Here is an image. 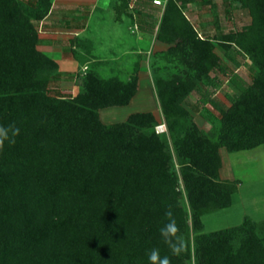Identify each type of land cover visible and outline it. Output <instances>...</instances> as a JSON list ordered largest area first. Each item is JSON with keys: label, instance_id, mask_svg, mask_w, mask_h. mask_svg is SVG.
<instances>
[{"label": "trees", "instance_id": "16d2710c", "mask_svg": "<svg viewBox=\"0 0 264 264\" xmlns=\"http://www.w3.org/2000/svg\"><path fill=\"white\" fill-rule=\"evenodd\" d=\"M113 1L118 14L125 12L127 0ZM243 1L256 9L243 35L244 41L252 35L256 55L251 83L215 64L211 44L197 38L178 0L167 1L155 36L181 42L187 64L165 75L153 70L164 133L155 131L152 111L100 120V109L130 102L136 67L123 79L92 64L79 74L73 95H50L58 63L37 48L31 19L41 20L51 0H0V129L6 133L0 135V264H152V249L169 264H188L192 256L195 264H264L257 220L245 216L211 231L202 221L204 213L232 203L239 182L219 176V148L264 144V5ZM219 74L237 89L224 94L227 107L213 96ZM193 91L197 105L222 111L214 134L199 128L184 106ZM169 223L176 231L165 240L161 229ZM180 241L183 249L175 253L172 245Z\"/></svg>", "mask_w": 264, "mask_h": 264}, {"label": "rangeland", "instance_id": "374dc122", "mask_svg": "<svg viewBox=\"0 0 264 264\" xmlns=\"http://www.w3.org/2000/svg\"><path fill=\"white\" fill-rule=\"evenodd\" d=\"M20 1L25 2L26 0ZM66 1L64 3L58 0L57 5L56 2L54 3L52 20L48 21L49 24H52V28L49 30L44 27L45 21L42 23L38 19L31 20L36 23L38 33L40 30V32L52 34L53 39H55L54 46L58 42H63L61 45L68 49L67 35L70 34V31L60 29L66 27L63 22L64 17L69 18L73 23L88 24L87 16L89 13L85 8H77V0ZM178 3L182 14L192 24L197 38L211 44L212 51L216 55L215 64H224L230 70L239 74L247 83H251L253 75L258 72V67L255 60L254 44L251 42L252 35H248L250 36L248 41H244L243 35L248 34L249 27L254 25L256 19L254 17L256 12L255 3L247 5L243 0H178ZM262 3L261 5H264V0ZM168 9L166 10V16H168V12H171ZM162 11L163 9L160 6H150L148 3H143L142 0H127V8L125 9L127 33L121 25L120 27L114 23L113 15L102 16L101 13H98L94 17L95 20L91 22L95 36L91 34L89 25L83 30L81 35L86 37L89 34L94 40L93 44H86L89 48L88 53H91L86 56L88 57L86 63L89 67L94 63L100 74L105 76L115 74L113 71L115 67L112 64L116 65V63H108L109 58L118 55L123 61L129 60L128 62L132 63L135 58H138V55L134 56V54H139L143 62L144 72H146V74L141 75L139 88H137V92L129 104L109 106L99 110V117L102 122L123 121L128 114L135 111H152L157 121L164 123L153 83V70L158 72V75L170 73L168 69L174 73L177 70L185 69L187 62L178 49L181 42H177L178 45H175L174 42L158 40L155 36ZM262 12H264V7ZM262 17H264V13ZM260 21L263 24L264 18H261ZM150 28L153 33L148 31ZM109 34L115 40L110 38ZM138 34H140V39L137 40L136 45L134 40ZM240 40L241 45L238 42ZM173 47L175 48L171 49ZM138 49H140V53H136ZM225 49L235 58V61L225 55ZM238 49L242 50L243 53H239ZM79 58V64L81 63L79 72L81 73L84 72L85 67L82 66L84 63H82L84 61L83 57ZM130 69V64L129 67L124 65L117 73L125 79ZM214 73L215 70L211 72V74ZM78 74L73 81L62 82L60 76L50 80L48 82L49 94L73 95L77 90ZM218 78L219 84L213 96L222 102L224 107H227L230 102L224 94L233 93L237 89L227 80L226 76L219 74ZM197 96L194 91L190 93L187 96L186 103L184 102V106L188 110L192 121L199 128L214 134L219 126L222 111L210 103L205 106L197 105L195 102ZM167 139L170 141L169 135H167ZM220 149L222 175L229 178L235 177V180L239 181V185L229 206L210 210L202 215L203 230L211 231L234 226L241 223L245 216H249L257 220L256 233L262 236L264 234V223L260 220L264 219V144L252 149L233 152L227 151L224 147ZM175 168L178 167L175 166ZM188 264H195L193 256L188 260Z\"/></svg>", "mask_w": 264, "mask_h": 264}, {"label": "crops", "instance_id": "0c3cea01", "mask_svg": "<svg viewBox=\"0 0 264 264\" xmlns=\"http://www.w3.org/2000/svg\"><path fill=\"white\" fill-rule=\"evenodd\" d=\"M60 1H63L64 3L67 2L66 0H60ZM55 2L57 5L58 0H51V6H50L48 13L40 20V22H42V23L44 21L46 22V24H44V27H45V29H48V30L50 28H52V24H49L50 22H48V21H50V19L52 20V13H53V7H54ZM76 5H77V8L82 7L88 11V13H89L87 16V23L88 24H86V23H75V22L73 23L69 20V18L64 17V15H62L64 17L63 22H64V25L66 27H64V28L62 27L60 29L61 30L65 29L64 31H70L69 32L70 34L67 35V37H68L67 40H68V45H69L68 49L69 50L65 46L61 45L63 42L62 43L58 42V44H56V46H54L55 44L53 42H55V39H53V36L51 33L40 32V30L38 33V36L40 38V43L38 44L37 47H40L38 49H40L41 51H43L47 55L51 56L58 63L57 72H58V74L60 76V80L62 82L73 81L74 78L76 79V76H77L78 72L80 71V64H81V63L79 64V62H80L79 57H83L84 61H82V63L83 62L84 63L82 66L85 67L84 72L89 67V65H87V63H86V62H88V60H87L88 57H86V56L91 54V53L90 52L88 53L89 48H88V46H86V44L88 43L91 45L94 43V40L91 38L92 36L89 34H87L86 37L81 35V34H82L83 30H85V28L88 27V25H89L90 31L92 32L91 34H93L94 27H93V24L91 22L93 20H95L94 17L96 15H98V13L103 14L102 16L113 15L114 23L118 24L119 26L121 25L122 29L124 31H126V33H127V30H126L127 14H125V12H123L122 14H118L115 10L116 4L113 0L112 1H110V0H77ZM54 14H56V13L54 12ZM54 16H56V15H54ZM93 36H95V35L93 34ZM109 37L112 38L113 40H115L113 38V36H111V34H109ZM135 38L136 39L134 40V42L137 45V40L140 39V34H138L137 37H135ZM136 53H140V49L136 50ZM137 55H138V58H135L132 63L128 62L129 60L123 61L122 59L119 58L120 56H118V55L112 56L111 58H109L108 63H110V64H112L113 62H114V64L116 63V65L112 64V66L115 67V70H113L115 73H117L118 70L122 69V67L124 65H125V67L126 66L129 67V64H130L131 69L128 72V75L136 67L137 68V76H138V88H139L141 75L146 74V72H144V69H143L144 66H143V62L140 58L141 56H139V54H134V56H137ZM137 59H138V61H137ZM124 62H125V64H123ZM81 73H83V71ZM81 73L79 72V74H81ZM128 75L126 76V78L128 77ZM147 75H148V73H147ZM135 94H134V96H135ZM133 97L131 98L130 102L132 101ZM122 106H124V105H122ZM220 150L221 149L219 148V153H220ZM220 156H221V153H220ZM221 169H222V157H221V167L219 169V176L223 179H229V180L236 179L235 177H230V178L227 176L224 177V175H222V173H221ZM238 185H239V183L237 184V186Z\"/></svg>", "mask_w": 264, "mask_h": 264}, {"label": "clouds", "instance_id": "9594fccd", "mask_svg": "<svg viewBox=\"0 0 264 264\" xmlns=\"http://www.w3.org/2000/svg\"><path fill=\"white\" fill-rule=\"evenodd\" d=\"M15 131L18 132L19 129H15ZM0 135L6 136V133L4 132L3 129H0ZM2 146H3V139H0V147ZM168 215L171 214L168 213ZM175 231H176V227L174 223H169L166 227L161 229V234L163 235L165 240H169L170 234L175 233ZM172 248L175 253H179L183 249V241H180L179 244H173ZM148 259L149 261L152 262V264H169L167 257H160L158 249L150 250L148 254Z\"/></svg>", "mask_w": 264, "mask_h": 264}, {"label": "built area", "instance_id": "2783aa9c", "mask_svg": "<svg viewBox=\"0 0 264 264\" xmlns=\"http://www.w3.org/2000/svg\"><path fill=\"white\" fill-rule=\"evenodd\" d=\"M168 0H151L152 4L156 5V6H160L162 9H164L166 3ZM166 129L165 124L163 122H159L156 126H155V131L156 132H162Z\"/></svg>", "mask_w": 264, "mask_h": 264}]
</instances>
